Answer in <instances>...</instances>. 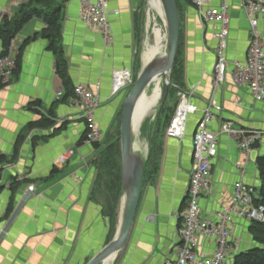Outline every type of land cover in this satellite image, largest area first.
I'll list each match as a JSON object with an SVG mask.
<instances>
[{"label":"crops","instance_id":"obj_1","mask_svg":"<svg viewBox=\"0 0 264 264\" xmlns=\"http://www.w3.org/2000/svg\"><path fill=\"white\" fill-rule=\"evenodd\" d=\"M30 1L0 0V23L4 17L12 18L20 5ZM108 2L111 45H106L99 33L83 24L80 0H49L50 9L54 6L60 9V45L69 78L75 87L87 85L99 97L95 122L105 138L118 120L131 86L128 84L114 93L113 76L129 72L134 80L147 49L158 45L157 21L162 19L149 0ZM218 5L213 0L208 7ZM179 9L182 69L179 88L189 92L188 99L197 112L188 117L182 139L165 134L159 138L133 227L117 264H166L175 258L194 167L193 137L210 103L215 106L211 129L219 131L222 123L230 122L238 131H261L263 138L245 160L234 140L226 134L219 135L211 191L200 200L201 217H210L228 207L237 183L256 189L261 185L257 160L264 154V102H256L248 89L233 85L230 75L225 84L214 90L217 44L214 29L204 23L189 1L179 0ZM230 20L227 58L243 61L251 41L244 0L231 1ZM45 28L39 16L23 27L15 39L17 55L23 47L18 71L7 85L0 87V264H87L107 244L111 230L110 219L103 213L102 197L95 193L98 168L94 160L99 150L92 144H80L86 131L82 109L75 97L65 99L56 56L43 36ZM259 30L264 35L262 18ZM151 34L155 36L154 45L150 44ZM144 46L147 48L140 58ZM58 93H62L59 99ZM177 98L178 95L173 102ZM35 103L44 116L53 113L58 119L54 127L28 129L39 118ZM22 136L24 140L16 152ZM143 148L146 151L145 144ZM69 151L73 152L68 161L60 163L61 156ZM241 163L244 174L236 167ZM32 187L33 196L2 234ZM123 194L122 188L121 201ZM11 206L13 210L9 213ZM249 226L243 220L233 226L237 253L255 246ZM202 243L204 252H212L214 245L205 240Z\"/></svg>","mask_w":264,"mask_h":264},{"label":"built area","instance_id":"obj_2","mask_svg":"<svg viewBox=\"0 0 264 264\" xmlns=\"http://www.w3.org/2000/svg\"><path fill=\"white\" fill-rule=\"evenodd\" d=\"M200 13L204 23L214 29L216 44V63L214 67L213 88L218 90L230 75L233 85L248 89L256 102H264V35L259 30V21L264 19V0H244V10L251 25V41L246 59L243 61L227 58L230 34V4L232 0H217L218 7H208L213 0H187ZM108 0H80V19L83 24L99 33L106 45L113 43L109 23ZM16 39V38H15ZM15 39L7 54L0 56V87L7 85L17 66ZM1 42V40H0ZM129 72L115 73L113 90L117 93L132 83ZM62 93L57 94V98ZM75 100L82 109L86 124V143L101 144L104 133L95 122V111L100 106L99 97L87 85H77ZM189 92L178 89L179 104L165 133L166 136L182 139L186 133L188 117L197 112V107L188 99ZM215 106L210 103L203 111L193 137V171L187 190L188 203L184 209L180 242L173 260L166 264H233L238 252L234 247L233 226L243 220L248 224L264 223V207L258 206L257 189L239 182L234 187L232 203L210 217H201L200 200L211 191L213 161L218 153V137L226 134L234 140L245 160L249 159L255 146L262 140L261 131H238L230 122L221 124L220 130L211 129L215 121ZM62 123L63 121H59ZM73 151L60 158L65 164ZM244 174V166H236ZM202 240L214 245L209 254L202 250Z\"/></svg>","mask_w":264,"mask_h":264},{"label":"trees","instance_id":"obj_3","mask_svg":"<svg viewBox=\"0 0 264 264\" xmlns=\"http://www.w3.org/2000/svg\"><path fill=\"white\" fill-rule=\"evenodd\" d=\"M52 5L49 0H31L28 3L22 4L18 7V10L12 18L4 17L0 23V40L2 46V53L0 56L7 54L11 42L21 32L23 27L34 17L39 16L43 18L46 28L43 30V36L49 41V50L56 56L57 73L60 76L64 89L66 91L65 99L75 97L72 81L68 75L67 60L62 46L60 45L61 38V24H60V9L55 7L50 9ZM162 38L165 36L163 32ZM166 39H164L165 41ZM181 44V43H180ZM23 47L19 49V54L16 56L17 66L14 70V74L18 71L20 55ZM141 63L139 62L137 70L139 71ZM182 79L181 69V52L180 45L178 49L177 58L173 67L171 76L172 86L170 87L169 94L165 104L159 110L156 120L152 124L153 132L150 143L149 158L146 163V171L144 183L146 178L150 175L151 166L154 160L155 153L158 149L159 138L163 136L170 122L176 112L179 104V98L169 105V101H173L180 89V82ZM178 86V87H177ZM38 103H35V113L39 118L30 123L29 130L37 128H50L57 124L58 119L51 113L48 117L44 116L40 110ZM122 110L119 113L118 123L117 121L113 125L110 132L107 134L104 143L93 144V146L99 150L98 157L94 160L95 165L98 168V177L96 179V194L102 197L103 201V213L109 217L111 230L107 239V243L113 238L117 227V206L122 196V154L120 143V122H121ZM146 128V127H144ZM24 137H20L18 147L23 142ZM86 143V131L80 140V144ZM258 145V144H257ZM256 145V146H257ZM255 146V147H256ZM1 160V157H0ZM260 182L261 185L257 189L258 200L256 204L264 207V154L257 160ZM13 210V206L10 207L9 213ZM249 233L253 238L255 246L247 251H242L236 254L233 264H264V223L253 222L249 226Z\"/></svg>","mask_w":264,"mask_h":264},{"label":"water","instance_id":"obj_4","mask_svg":"<svg viewBox=\"0 0 264 264\" xmlns=\"http://www.w3.org/2000/svg\"><path fill=\"white\" fill-rule=\"evenodd\" d=\"M164 15L167 43L165 55L162 60L154 59L145 63L142 59V66L131 83L130 90L126 96L120 122V143L122 154V188L123 197L119 212L118 224L113 238L87 263L103 264L109 257L115 256L112 264H117L124 251L138 210L146 171V163L149 158L150 143L153 129L150 128L146 140V154L137 150V132L133 123L136 106L142 96L156 77H163L161 96L156 107L163 106L167 100L171 83L173 67L177 58L181 38V17L179 0H160ZM158 111L155 112L156 117ZM143 123L139 126L138 133H141ZM32 187L23 200L20 202L13 216L2 231V234L9 228L22 206L33 196ZM2 238V236L0 237Z\"/></svg>","mask_w":264,"mask_h":264},{"label":"bare ground","instance_id":"obj_5","mask_svg":"<svg viewBox=\"0 0 264 264\" xmlns=\"http://www.w3.org/2000/svg\"><path fill=\"white\" fill-rule=\"evenodd\" d=\"M149 3H150V6L153 9H155L158 12V14L162 17V20L165 21V15H164V11H163L160 0H149ZM146 24H147V22H146ZM167 38L168 37H167L166 32H165V39L166 40L164 41V44H162L165 46L163 49L160 50L159 48H157V47H159V45L155 46L154 49H149V48L147 49L145 59L143 60L145 63L149 62L150 60L154 59L155 57H157V59H159V60L163 59V57L165 55ZM162 82H163L162 76L156 77L151 84V85H153L152 90L149 89L151 87V85H150L149 88L147 89L146 93L142 96V98L139 100V102L136 106L134 117H133V123H134V126L136 128L137 133H138L139 126L146 120L149 113L151 111H153V109L159 103L160 96H161ZM141 143H143V142L136 140L137 150L140 152H141V146L139 144H141ZM143 149H145V148H143ZM114 258H115V256L109 257L108 259H106L103 262V264H108L109 262H113Z\"/></svg>","mask_w":264,"mask_h":264},{"label":"rangeland","instance_id":"obj_6","mask_svg":"<svg viewBox=\"0 0 264 264\" xmlns=\"http://www.w3.org/2000/svg\"><path fill=\"white\" fill-rule=\"evenodd\" d=\"M160 16V15H159ZM161 17V16H160ZM162 18V17H161ZM157 24H158V27H160V28H158V30H160V36H159V39H158V45H159V47H157V48H159L160 50L161 49H163L165 46L164 45H162V44H164V39H165V36L162 38V35L161 34H163V32L165 31L166 32V29H165V24H164V22H163V20L162 19H160L159 21H157ZM151 42H150V44L151 45H154L155 44V36H154V34H151ZM163 42V43H162ZM146 46H144V47H142L141 49H140V58H142V55H143V52L146 50ZM151 49H154V47L152 46L151 47ZM140 66H142V60H141V65ZM141 68V67H140ZM140 70V69H139ZM152 88H153V85H151V87L149 88L150 90H152ZM186 90V89H185ZM177 95H178V93H177ZM173 104V101L171 100V101H169V105H171V104ZM162 108V106L160 107V109ZM159 106L158 107H155L154 109H153V111H151L150 113H149V115H148V117L146 118V120L143 122V126H142V130H141V133L139 134V133H137V140L138 141H140V142H143V143H141V144H139L140 146H141V153H144V154H146V151H144V149H143V147H144V144L146 145V140H147V134H148V130L150 129V128H152L153 129V127H152V124L154 123V121L156 120V117H154V119H152V117L154 116V114H155V112L156 111H158L159 112ZM144 127H146V128H144ZM104 138H105V135H104ZM102 143H104V141L102 142ZM101 143V144H102ZM139 143V142H138ZM120 207H121V200L118 202V206H117V224H118V218H119V212H120ZM108 264H112V262H109Z\"/></svg>","mask_w":264,"mask_h":264}]
</instances>
